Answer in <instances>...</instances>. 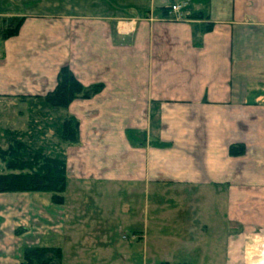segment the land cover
Masks as SVG:
<instances>
[{
  "label": "crops",
  "instance_id": "0c3cea01",
  "mask_svg": "<svg viewBox=\"0 0 264 264\" xmlns=\"http://www.w3.org/2000/svg\"><path fill=\"white\" fill-rule=\"evenodd\" d=\"M182 2L176 17L170 7ZM11 16L23 21L0 43L1 97L52 90L63 65L84 86L102 84L67 107L80 120L74 165L85 161L100 179L92 151L106 149L109 182L214 198L199 205V236L182 240L218 244L206 254L212 264L237 260L243 243L256 246L253 235H264V0H0V17ZM234 144L244 153L230 155ZM73 168L69 175L87 176ZM43 205L32 192L0 193V264L17 263L37 218L31 208L38 215ZM216 212L225 239L222 223L207 219Z\"/></svg>",
  "mask_w": 264,
  "mask_h": 264
},
{
  "label": "rangeland",
  "instance_id": "374dc122",
  "mask_svg": "<svg viewBox=\"0 0 264 264\" xmlns=\"http://www.w3.org/2000/svg\"><path fill=\"white\" fill-rule=\"evenodd\" d=\"M15 17H0V29L13 22L12 18ZM2 40L0 37V43ZM47 92H19L13 97L0 96V129L8 127L10 130L27 131V133L33 134L41 127L40 130L44 133L36 134L39 137L38 143L43 144L42 140H44V142L57 144L55 148H60L65 155L67 179L65 190L62 193L64 204L61 206L62 204L53 203L51 192H32L36 195V199L44 203L45 206H42L39 216L37 215L39 211L36 208H31V214L37 218L31 217V234L23 236L25 239L30 238L31 240L25 245H28L27 247L36 245L60 247L62 264H212L210 261L212 259L208 258L206 254L209 248L213 253L219 252L218 244L217 248L213 242L208 245L197 246L198 244H194V246H190L182 243V240H187L184 237V232L192 231L193 234H196L195 236H199L200 225L203 221L199 217L202 216L203 208H199V205L212 207L215 199L200 195L198 188H192L189 193H186L178 189L167 191L169 186L162 183L145 186L135 181L115 182L116 184L109 182L106 180V169H104L106 155H103V152L106 149L101 151L97 148L92 151L94 152L92 159L95 161L94 171L102 176L101 180L96 178V174L94 177H90V173L93 171L87 173L88 169L86 168L88 167L85 161H79V165H74L70 160L73 159V155H70H75V151L80 146V137L75 143L65 144L59 138V133L55 131L56 126H50L51 123L58 124L64 117L70 116L78 120L80 135V120L69 114L68 109L51 110L42 117L37 113L38 99L35 95H44ZM20 98L24 100H20ZM45 123L48 126H45ZM5 139V135H3L1 141L3 148L7 145ZM71 165L74 167V172L85 173L87 176L77 178L74 175H69ZM221 203L223 209L226 203L225 195ZM146 204L148 207L145 211ZM59 205L63 208H59ZM193 206H198V211L196 208L191 209ZM60 209L63 211L61 219L59 217ZM42 211L47 215H44L45 213ZM207 215L209 221L222 223L220 229L224 232L222 236L225 239L227 228L224 225V217L221 220L220 212ZM214 230L215 228L212 227L202 235H205L207 240H211L214 238ZM141 232L148 233V242L139 238ZM259 235L256 237V243H258ZM25 248L23 247L16 264L22 263ZM246 250L248 253L245 252ZM262 252L264 254V247ZM246 253L255 255V244L247 247L246 243H243L240 251L241 256L229 264H244L247 260ZM262 257L263 255L261 259Z\"/></svg>",
  "mask_w": 264,
  "mask_h": 264
},
{
  "label": "trees",
  "instance_id": "16d2710c",
  "mask_svg": "<svg viewBox=\"0 0 264 264\" xmlns=\"http://www.w3.org/2000/svg\"><path fill=\"white\" fill-rule=\"evenodd\" d=\"M12 20L13 22L0 29L2 39L14 36L18 32L23 18L15 17ZM211 28V23L204 25V30ZM101 89L102 84L100 83L84 86L72 73L70 67L63 65L58 71L55 88L44 95H35L38 99L37 113L42 117L51 110L67 109L74 99L90 98ZM20 100L24 99L20 98ZM45 126L48 124L45 123ZM50 126H56L55 131L59 133V138L65 144L75 143L79 140V122L73 117H64L58 124L51 123ZM40 129L35 130L36 133L33 134L27 133V131L10 130L8 127L0 129V193L51 192L52 202L62 204L64 202L62 193L65 190L67 179L65 155L60 148H55L57 144L44 142V140H42L43 144L38 143L39 137L36 134L44 133ZM3 135L7 141L4 148L1 145ZM157 145L166 146L167 144L157 143ZM56 150L58 151L54 152ZM244 150L243 144H234L229 147L228 152L230 155L236 156L243 154ZM21 264H62L61 249L47 245L26 247Z\"/></svg>",
  "mask_w": 264,
  "mask_h": 264
},
{
  "label": "built area",
  "instance_id": "2783aa9c",
  "mask_svg": "<svg viewBox=\"0 0 264 264\" xmlns=\"http://www.w3.org/2000/svg\"><path fill=\"white\" fill-rule=\"evenodd\" d=\"M184 5H185V2L172 4L170 7V11L174 13L176 17H179V10ZM256 237L257 235H255V238ZM258 237H259L257 241L258 243H256V254L252 256L253 260L251 261V264H264V258H263L264 254L262 252L263 247H264V235H259ZM262 255L263 257L261 259Z\"/></svg>",
  "mask_w": 264,
  "mask_h": 264
}]
</instances>
